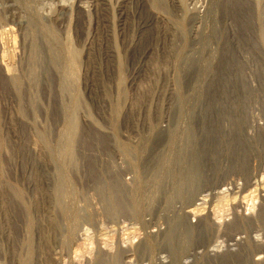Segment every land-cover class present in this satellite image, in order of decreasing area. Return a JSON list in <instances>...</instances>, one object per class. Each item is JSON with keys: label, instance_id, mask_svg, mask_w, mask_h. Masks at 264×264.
<instances>
[{"label": "rangeland", "instance_id": "rangeland-1", "mask_svg": "<svg viewBox=\"0 0 264 264\" xmlns=\"http://www.w3.org/2000/svg\"><path fill=\"white\" fill-rule=\"evenodd\" d=\"M175 2L0 0V264L262 262L264 0Z\"/></svg>", "mask_w": 264, "mask_h": 264}, {"label": "bare ground", "instance_id": "bare-ground-1", "mask_svg": "<svg viewBox=\"0 0 264 264\" xmlns=\"http://www.w3.org/2000/svg\"><path fill=\"white\" fill-rule=\"evenodd\" d=\"M242 1L243 0H224V3L226 4V10H225V12H228V14H230L231 16L233 15V17L235 18V17H238V15H239V10H240V8L242 9V6H243V4H242ZM160 2L162 3V5H165V6H168V4L170 5V7H175V5H176V2H175V0H160ZM217 2V1H216ZM159 6V5H158ZM246 6V5H245ZM155 7V6H154ZM244 7V6H243ZM175 10V9H174ZM240 12H241V10H240ZM238 14V15H237ZM241 15V14H240ZM244 17V16H243ZM157 17H155V19H156ZM6 33V32H5ZM35 51V50H34ZM6 57V56H5ZM5 57H3V58H5ZM2 59V58H1ZM3 60V59H2ZM2 60H1V62H2ZM6 61V60H5ZM5 61H4V63H5ZM2 64V63H1ZM6 64V63H5ZM5 67V66H4ZM3 68V67H2ZM7 68H10V67H7L6 66V69ZM6 69H5V71H6ZM7 70H9V69H7ZM6 73H10L9 71L8 72H6ZM7 75V74H6ZM9 75V74H8ZM6 81V80H5ZM72 138V137H71ZM71 148V147H70ZM186 177V176H185ZM110 179V178H109ZM189 179V178H188ZM193 180V179H192ZM175 183V182H174ZM119 189V188H118ZM180 191V190H179ZM117 192V191H116ZM115 193V192H114ZM120 194V193H119ZM114 195V194H113ZM135 195V194H134ZM116 197V196H115ZM119 197V196H118ZM116 199V198H115ZM117 201H119V200H117ZM117 203V202H116ZM115 208V207H114ZM188 230V229H187ZM186 234V233H185ZM251 242V245L252 246H255V247H257L258 246V243H259V238L258 237H256L255 239H253V240H251L250 241ZM253 248V247H252ZM263 252V251H262ZM15 253V252H14ZM262 260V262H259V263H264V255L262 256V258H261ZM259 263H257V264H259Z\"/></svg>", "mask_w": 264, "mask_h": 264}]
</instances>
